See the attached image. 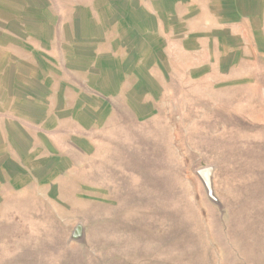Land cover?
Segmentation results:
<instances>
[{
	"label": "rangeland",
	"instance_id": "obj_1",
	"mask_svg": "<svg viewBox=\"0 0 264 264\" xmlns=\"http://www.w3.org/2000/svg\"><path fill=\"white\" fill-rule=\"evenodd\" d=\"M0 264H264V0H0Z\"/></svg>",
	"mask_w": 264,
	"mask_h": 264
},
{
	"label": "water",
	"instance_id": "obj_2",
	"mask_svg": "<svg viewBox=\"0 0 264 264\" xmlns=\"http://www.w3.org/2000/svg\"><path fill=\"white\" fill-rule=\"evenodd\" d=\"M212 173H213L212 167H206L202 169V176H203L204 182L210 191L212 189V178H211Z\"/></svg>",
	"mask_w": 264,
	"mask_h": 264
}]
</instances>
